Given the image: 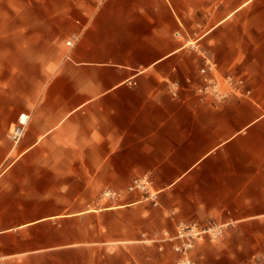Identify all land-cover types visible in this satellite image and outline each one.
I'll list each match as a JSON object with an SVG mask.
<instances>
[{
	"label": "crops",
	"instance_id": "1",
	"mask_svg": "<svg viewBox=\"0 0 264 264\" xmlns=\"http://www.w3.org/2000/svg\"><path fill=\"white\" fill-rule=\"evenodd\" d=\"M205 59L251 95L201 101ZM210 220L197 264H264V0H0V264H174Z\"/></svg>",
	"mask_w": 264,
	"mask_h": 264
},
{
	"label": "built area",
	"instance_id": "2",
	"mask_svg": "<svg viewBox=\"0 0 264 264\" xmlns=\"http://www.w3.org/2000/svg\"><path fill=\"white\" fill-rule=\"evenodd\" d=\"M74 39L67 43L72 44ZM199 81L195 86V94L201 101H210L213 106L220 107L231 97H249L251 90L243 77L234 74H219L216 63L205 59L198 70ZM186 83L193 84L192 78H187ZM182 84L177 81L169 83V90L173 97H179ZM29 117L21 114L17 122L9 130V136L18 143L25 135ZM129 192H142L154 205H158V193L152 190V180L149 174L135 177L128 186ZM106 197L117 198L120 193L106 191ZM230 224L207 221L206 223L178 222L174 231L162 230L156 233L152 242L158 245L160 252L166 251V245H170L171 251L176 255L174 264H197L193 253L195 249L209 241L216 242L227 232Z\"/></svg>",
	"mask_w": 264,
	"mask_h": 264
}]
</instances>
